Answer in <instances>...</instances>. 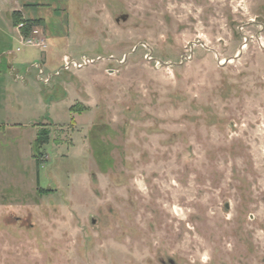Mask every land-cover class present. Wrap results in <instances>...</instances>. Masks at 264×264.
Listing matches in <instances>:
<instances>
[{
    "label": "rangeland",
    "instance_id": "374dc122",
    "mask_svg": "<svg viewBox=\"0 0 264 264\" xmlns=\"http://www.w3.org/2000/svg\"><path fill=\"white\" fill-rule=\"evenodd\" d=\"M0 264H264V0H0Z\"/></svg>",
    "mask_w": 264,
    "mask_h": 264
},
{
    "label": "built area",
    "instance_id": "2783aa9c",
    "mask_svg": "<svg viewBox=\"0 0 264 264\" xmlns=\"http://www.w3.org/2000/svg\"><path fill=\"white\" fill-rule=\"evenodd\" d=\"M23 26H24V22H19V23L16 25V28L21 29ZM22 39H23L24 42L27 43V44H32V43H33L32 38H31L30 36H28V37H23V36H22ZM43 44H44V43H43ZM16 50L19 51L20 48L17 47ZM92 62H94V59L91 58V57H88V56H86V55H82L78 61H76V60H69V59H67V57H65V59L63 60L62 68H63V67H64V68H69L71 65H72L73 67H81V66H83V65H87V64L92 63ZM37 67L39 68V73H42V72H43L42 66H41V65H37ZM58 73H59V71H56V72H55V74H58ZM51 75H52V74H48L46 77H44V78H43V82H45V83H46V82H49V80H50V78H51Z\"/></svg>",
    "mask_w": 264,
    "mask_h": 264
},
{
    "label": "trees",
    "instance_id": "16d2710c",
    "mask_svg": "<svg viewBox=\"0 0 264 264\" xmlns=\"http://www.w3.org/2000/svg\"><path fill=\"white\" fill-rule=\"evenodd\" d=\"M12 19H13V24L14 26L17 25L19 22H24V26L21 28V33L22 35H24V37H27L29 34H31V30L33 28V21L30 18L24 19L21 16V11L20 10H15L12 13ZM38 138H42V142L45 143L46 139H47V131L46 130H42L39 135Z\"/></svg>",
    "mask_w": 264,
    "mask_h": 264
}]
</instances>
